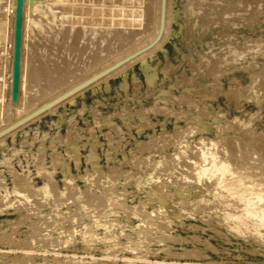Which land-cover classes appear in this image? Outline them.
<instances>
[{
    "label": "rangeland",
    "instance_id": "obj_1",
    "mask_svg": "<svg viewBox=\"0 0 264 264\" xmlns=\"http://www.w3.org/2000/svg\"><path fill=\"white\" fill-rule=\"evenodd\" d=\"M91 1L92 18L118 13L114 0ZM10 9L0 60L12 68L0 71V108L12 106L15 34L8 28L17 5ZM25 10L23 19H38ZM172 10L171 34L154 61L0 145V264H95L94 257L105 264H264L257 198L264 194V0H173ZM38 32L34 41L22 36L19 93L35 94L87 57L71 42L77 31L60 40ZM200 149L203 168L192 169L189 158ZM238 177L242 184H231ZM20 178L34 198L16 191ZM52 187L57 192L45 196Z\"/></svg>",
    "mask_w": 264,
    "mask_h": 264
},
{
    "label": "bare ground",
    "instance_id": "obj_2",
    "mask_svg": "<svg viewBox=\"0 0 264 264\" xmlns=\"http://www.w3.org/2000/svg\"><path fill=\"white\" fill-rule=\"evenodd\" d=\"M4 0H0V32L4 31V23L8 19V17L11 15V12H14L10 9L13 5H17V0H7L6 3H2ZM49 1V0H45ZM110 1V0H108ZM107 1V2H108ZM53 2V5L48 6L40 0H24V6H23V12L27 11L25 10L26 7L32 8V13L38 14V19H34L32 15L30 14L28 18L23 19V26L22 29L25 27H28L29 33L26 31L22 32V36L24 37H32V33H34L37 29L39 31H45L43 34H47L48 37L50 34L54 33L55 37L54 39L59 38V36L68 30L69 35H72L74 32L75 39L72 38L69 39V41L72 39L71 42H73L74 47L78 50L77 52H83L87 57L85 60L83 59L82 65H79V68L73 72H70V63L66 64L64 63V66L69 65L65 68L62 72L59 73V76L57 78L55 77L54 83H42L41 84V90L36 89L35 94H29L28 92H20L19 98L17 104H15L14 110L12 109V106L8 107H1L0 108V133L6 131L13 125L17 124L24 118L28 117L32 113H35L39 109L43 108L47 104L51 103L52 101L56 100L60 96L64 95L68 91L74 89L78 85H81L85 81L95 77L99 73L105 71L106 69L112 67L113 65L123 61L127 57H130L134 53H137L141 49H144L153 41L156 39V37L159 34L160 31V19H161V5L162 0H114V7L117 9L118 13H108L107 11H103L106 13L105 17L95 16L92 18L93 10L91 8V0H51L49 3ZM94 2V0H93ZM105 2V1H104ZM48 3V2H46ZM107 4V3H106ZM112 4V3H111ZM113 5V4H112ZM25 8V9H24ZM173 0H167V14H166V25H165V31L163 34V37L161 40L151 49L145 51L144 53L140 54L139 56L133 58L129 62L121 65L119 68L115 69L114 71L110 72L103 78L95 81L93 84L89 85L79 93L75 94L74 96L68 98L61 104L47 110L46 112L42 113L41 115L37 116L36 118L24 123L23 125L17 127L13 131L9 132L5 136L0 138V145L5 142V140L11 136L16 135L20 131L24 130L26 127L31 125L32 123L38 121L42 117H45L46 115L56 113L57 110H59L60 107L64 106L67 103H73L76 101V98L79 96H83L88 90L93 91V89L96 86H99L101 84H109V80L111 78L123 75L126 73L129 69H131L135 64H147L151 63L155 60L156 54L158 51L163 49L164 43L168 36L171 34V23L173 20ZM111 9V8H110ZM173 11V12H172ZM179 12V10H178ZM14 14V13H13ZM96 14V13H95ZM249 20V19H248ZM69 27H67V26ZM32 27V28H31ZM68 29H67V28ZM9 33L15 34V25L8 28ZM31 29V30H30ZM36 34V33H35ZM68 34V33H67ZM46 35V37H47ZM35 36V35H34ZM38 36V35H36ZM35 36V37H36ZM42 36V35H40ZM62 36V35H61ZM68 36V35H67ZM47 37V38H48ZM52 37V36H51ZM69 37V36H68ZM39 38V36H38ZM4 39V38H2ZM40 39V38H39ZM52 39V38H51ZM50 39V40H51ZM53 39V40H54ZM26 40V39H25ZM28 40V39H27ZM35 38L32 37V41H34ZM41 40V39H40ZM47 40V39H46ZM60 40V38H59ZM262 40V39H261ZM56 41V40H55ZM67 41V43L69 42ZM92 41V42H91ZM257 41V40H256ZM58 42V41H57ZM56 42V44H57ZM95 42V43H94ZM26 43V42H25ZM88 43V44H86ZM69 44V43H68ZM71 44V43H70ZM43 45V44H42ZM87 45V46H86ZM57 46V45H56ZM2 51L7 49V46L5 45V42L2 44L1 47ZM75 49V51H76ZM82 49V50H81ZM81 50V51H79ZM84 50V51H83ZM235 51V50H234ZM81 54V53H80ZM78 55V54H77ZM1 56V52H0ZM71 56V55H70ZM83 57V56H82ZM82 59V58H81ZM7 58H3L0 60V71H6L10 70L12 68L11 64L7 63ZM81 61V60H80ZM73 63V61H72ZM71 63V64H72ZM10 65V66H9ZM74 65V63H73ZM72 65V66H73ZM81 66V67H80ZM143 66V65H142ZM147 67V66H146ZM151 67V66H150ZM145 68V67H144ZM73 70V67H71ZM143 69V67H142ZM125 76V75H124ZM66 86L62 87L64 80ZM63 81H62V80ZM1 87V85H0ZM98 88V87H97ZM264 88V87H263ZM32 95V96H30ZM8 101L11 100L12 94L9 95ZM33 99H36L35 102L30 104ZM12 110L14 112H12ZM37 137V136H36ZM13 138V137H12ZM13 140V139H12ZM16 141V139H14ZM14 141V142H15ZM13 142V143H14ZM2 150L7 149V145H2ZM249 148V147H248ZM185 149V148H184ZM187 149V148H186ZM205 150H197V157L189 158L191 159L189 161V167L192 169H196L197 167L202 169L203 168V162L199 160V157L203 154H205ZM254 156V155H253ZM166 157V156H165ZM171 157V156H170ZM251 157V156H249ZM162 158V157H161ZM253 158V157H252ZM211 161V158H209ZM254 159V158H253ZM252 159V160H253ZM258 159V158H257ZM168 160V159H166ZM223 160V159H222ZM245 160V159H244ZM243 160V161H244ZM249 160V159H248ZM263 160V159H262ZM261 160V161H262ZM220 161V160H218ZM234 162V160H232ZM247 161V158H246ZM164 162V161H163ZM186 163H188L186 161ZM207 164V162H206ZM237 164V163H236ZM235 164V165H236ZM255 164V163H254ZM185 165V164H182ZM225 163H222V161L218 162V167L225 168ZM236 165V168L237 169ZM252 166V165H251ZM165 167V166H164ZM243 167V166H242ZM167 168V166L165 167ZM183 168V167H182ZM229 168V167H228ZM227 168V169H228ZM245 168V167H244ZM243 168V169H244ZM258 168V167H257ZM180 169V168H179ZM240 169V168H239ZM232 170V169H231ZM165 171V169H164ZM225 171V170H224ZM228 171V170H227ZM251 172V171H250ZM248 172V173H250ZM168 173V172H167ZM205 173V171H204ZM225 173V172H224ZM234 173V172H233ZM195 174V173H194ZM232 174V173H231ZM230 174V175H231ZM254 174V173H253ZM229 175V174H228ZM255 175V174H254ZM188 176V175H187ZM196 176V174H195ZM257 176V175H256ZM193 178V177H192ZM191 178V179H192ZM243 178V177H242ZM237 178L234 182H230L231 184H242L243 179ZM263 179V178H262ZM202 181V180H201ZM213 181V180H212ZM261 181V180H260ZM263 181V180H262ZM17 185L19 187L18 191L19 194H21L23 197H32L33 194L31 193L30 188L28 187L26 181L22 178L17 179ZM214 183V182H213ZM263 184V183H262ZM255 185L249 184L248 182V189H253ZM259 186V185H257ZM48 187V186H47ZM241 187V186H239ZM211 188V186H210ZM242 188V187H241ZM255 189V188H254ZM42 190V189H41ZM49 192L48 190L45 193V196L49 195L50 193L57 192L55 187H52ZM76 190V189H75ZM98 190V189H97ZM178 190V189H177ZM45 191V190H43ZM68 191V189H67ZM86 191V190H85ZM154 191V190H153ZM225 191V190H224ZM257 191V190H256ZM255 191V192H256ZM263 191V189H262ZM40 192V191H39ZM70 192V191H68ZM87 192V191H86ZM71 193V192H70ZM164 193V192H163ZM251 193V192H250ZM42 194V193H41ZM87 194V193H86ZM32 195V196H31ZM72 195V194H71ZM17 196V195H16ZM47 196V197H49ZM52 196V195H51ZM166 196V195H165ZM20 197V196H19ZM8 198V197H7ZM34 198V197H32ZM56 198V195H55ZM258 201L260 203H264V194H258L257 196ZM24 199V198H23ZM26 199V198H25ZM29 199V198H28ZM27 200V199H26ZM86 200V199H85ZM94 200V199H93ZM100 200V199H99ZM257 200V199H256ZM3 201V200H2ZM65 201V200H64ZM76 201V200H75ZM89 201V200H88ZM40 202V201H39ZM46 203V202H45ZM75 203V202H74ZM84 203V202H82ZM176 203V202H175ZM88 204V203H87ZM91 204V203H90ZM104 204V203H103ZM127 204V203H126ZM157 204V203H156ZM160 204V203H159ZM68 205V204H67ZM102 205V204H101ZM41 206V205H40ZM51 206V204H50ZM54 206V205H53ZM141 206V205H140ZM167 206V205H166ZM52 207V206H51ZM50 207V208H51ZM121 207H123L121 205ZM40 208V207H39ZM97 208V207H96ZM127 209V207H124ZM60 209V208H59ZM185 209V208H184ZM98 210V209H97ZM101 210V209H100ZM123 210V209H122ZM142 211V209L140 208ZM52 211V210H51ZM49 212V211H48ZM143 212V211H142ZM140 213V211H139ZM163 213V212H162ZM161 213V214H162ZM170 215H173L175 213L167 212ZM247 213V212H246ZM54 214V213H52ZM78 214V213H77ZM183 214V213H182ZM41 215V214H40ZM152 215V214H151ZM147 214V216H151ZM157 215V214H156ZM156 215H152L156 217ZM159 215V214H158ZM263 215V214H262ZM37 216V215H33ZM48 216V215H47ZM45 216V217H47ZM56 215H54L55 217ZM165 216V215H164ZM187 216V214H186ZM242 216V215H241ZM251 216V215H250ZM40 217V216H38ZM144 217V216H143ZM151 217V218H152ZM154 217V218H155ZM159 217V216H157ZM167 217V216H165ZM243 217V216H242ZM247 217V216H246ZM170 218V216H169ZM172 218V217H171ZM234 218V217H233ZM65 219V218H64ZM63 219V220H64ZM71 219V218H70ZM74 219V218H73ZM147 219V217L145 218ZM150 219V218H148ZM41 220V219H40ZM46 220V219H45ZM160 220V219H159ZM175 220V218L173 219ZM36 221V220H35ZM150 221V220H147ZM152 221V220H151ZM154 221V220H153ZM152 221V222H153ZM37 222V221H36ZM59 222V221H58ZM63 222V221H62ZM174 222V221H173ZM53 223V222H51ZM72 223V222H71ZM149 223V222H148ZM207 223V222H206ZM119 224V222H118ZM147 225V224H146ZM162 225V224H161ZM220 225V224H219ZM262 225V224H261ZM151 226V225H149ZM181 226V225H180ZM80 227V226H79ZM86 227V226H85ZM124 227V226H123ZM141 227V226H140ZM169 227V225H167ZM189 227V226H188ZM201 227V226H200ZM33 228V227H32ZM157 228V227H156ZM166 228V227H165ZM164 228V229H165ZM41 228L38 227L37 230ZM45 229V228H44ZM69 229V228H68ZM72 229V228H71ZM147 229V228H146ZM171 230L170 228H168ZM13 230V229H12ZM35 230V228H34ZM36 230V232H37ZM41 231V230H40ZM39 231V232H40ZM164 231V230H163ZM34 232V231H32ZM90 232V231H88ZM140 232V231H138ZM146 232V231H144ZM157 232V231H155ZM120 233V232H119ZM151 233V232H149ZM38 234V233H37ZM41 234V233H40ZM30 235V234H29ZM35 235V234H34ZM118 235V234H117ZM138 235V234H137ZM168 235V234H167ZM31 236V235H30ZM38 236V235H37ZM35 236V239L38 238ZM42 235H40L41 237ZM9 237V236H8ZM121 237V236H119ZM153 237V236H151ZM169 236H167L168 238ZM97 238V237H96ZM155 238V237H153ZM159 238V237H158ZM157 238V239H158ZM162 238V237H161ZM149 239V238H148ZM151 239V238H150ZM160 239V238H159ZM158 239V240H159ZM164 238L160 239L163 240ZM42 240V239H41ZM117 240V238H116ZM153 240V239H152ZM156 240V241H158ZM186 240V239H185ZM188 240V239H187ZM208 240V239H207ZM253 240V239H252ZM20 241V240H19ZM23 241V240H22ZM38 241V239H37ZM43 241V240H42ZM113 241V240H112ZM112 241H109L112 243ZM140 241V240H139ZM169 241L165 237V241ZM172 241V240H171ZM11 242V241H10ZM31 242V241H29ZM40 242V239H39ZM107 242V241H106ZM120 242V241H119ZM132 242V241H131ZM155 242V239H154ZM153 242V243H154ZM191 242V241H190ZM199 242V241H198ZM54 243V242H53ZM114 243V242H113ZM121 243V242H120ZM138 243V242H137ZM142 243V242H141ZM145 243V242H144ZM152 243V244H153ZM29 244V243H28ZM56 244V243H55ZM116 244V243H115ZM155 244V243H154ZM9 245V244H8ZM32 245V244H31ZM44 245V244H43ZM47 245V243H46ZM48 245H50L48 243ZM52 245V244H51ZM110 245V244H109ZM59 246V245H58ZM141 246V245H140ZM23 247V246H22ZM49 247V246H48ZM118 247V246H117ZM139 247V245L137 246ZM238 247V246H237ZM152 248V247H151ZM165 248V247H164ZM124 247L120 251H122ZM141 249V248H140ZM148 250V248H145ZM166 249V248H165ZM216 249V248H215ZM261 249V248H260ZM124 251V250H123ZM155 251V250H154ZM166 251V250H165ZM164 251V252H165ZM258 251V250H257ZM26 252V251H25ZM151 252V251H150ZM156 252V251H155ZM169 252V251H168ZM215 252V250H214ZM217 252V251H216ZM219 252V251H218ZM9 253V252H8ZM114 254V252H112ZM117 253V252H116ZM119 253V251H118ZM132 253V252H131ZM148 252H146L147 254ZM171 253V252H170ZM190 253V252H189ZM227 253V252H226ZM7 254V253H6ZM63 254V253H62ZM150 254V253H149ZM154 254V253H151ZM168 254V253H167ZM188 254V253H187ZM241 254V253H240ZM260 254V253H259ZM115 255V254H114ZM143 255V254H142ZM148 255V254H147ZM6 256V255H5ZM24 256V255H23ZM163 256V255H162ZM194 256V255H193ZM199 256V255H198ZM205 256V255H204ZM19 257V255L17 256ZM56 257V256H55ZM54 257V258H55ZM92 257V256H91ZM123 257V256H122ZM136 257V256H133ZM173 257V256H172ZM16 258V257H15ZM22 258V257H21ZM20 258V259H21ZM99 258V257H98ZM18 259V258H17ZM48 259V258H47ZM46 259V260H47ZM94 263L95 264H105L103 262L100 263V260L97 259V257H94ZM103 259V258H102ZM15 260V259H14ZM28 260V259H27ZM35 260V259H34ZM32 260V261H34ZM83 260V259H82ZM18 261V260H17ZM60 261V260H59ZM70 261V260H69ZM68 261V262H69ZM72 261V260H71ZM84 261V260H83ZM14 262V261H13ZM16 262V261H15ZM47 262V261H46ZM33 263V262H32ZM35 263V262H34ZM75 264V262H73ZM115 263V262H114ZM164 263V262H163ZM222 263V262H221ZM56 264V263H55ZM88 264V263H85ZM90 264V263H89ZM127 264V262H126ZM223 264V263H222Z\"/></svg>",
    "mask_w": 264,
    "mask_h": 264
},
{
    "label": "water",
    "instance_id": "obj_3",
    "mask_svg": "<svg viewBox=\"0 0 264 264\" xmlns=\"http://www.w3.org/2000/svg\"><path fill=\"white\" fill-rule=\"evenodd\" d=\"M23 6H24V0H17V10H16V23H15V42H14V63H13V77H12V98H11V103H12V109L14 110L15 104L18 102L19 98V81H20V60H21V47H22V26H23ZM166 14H167V0H162V5H161V19H160V31L156 39L145 47L144 49H141L137 53H134L130 57H127L123 61L113 65L112 67L106 69L105 71L99 73L95 77L85 81L81 85H78L74 89L68 91L64 95L60 96L56 100L52 101L51 103L47 104L43 108L39 109L35 113H32L28 117L24 118L17 124L13 125L6 131L0 133V138L8 134L9 132L13 131L17 127L23 125L24 123L36 118L37 116L41 115L42 113L46 112L47 110L61 104L68 98L74 96L75 94L79 93L89 85L93 84L95 81L103 78L110 72L114 71L115 69L119 68L121 65L129 62L133 58L139 56L140 54L144 53L145 51L151 49L154 47L163 37L164 31H165V25H166ZM12 110V112H14Z\"/></svg>",
    "mask_w": 264,
    "mask_h": 264
}]
</instances>
